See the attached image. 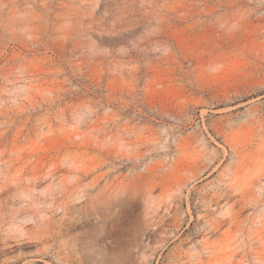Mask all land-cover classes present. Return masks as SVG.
<instances>
[{
  "label": "rangeland",
  "instance_id": "rangeland-1",
  "mask_svg": "<svg viewBox=\"0 0 264 264\" xmlns=\"http://www.w3.org/2000/svg\"><path fill=\"white\" fill-rule=\"evenodd\" d=\"M0 264H264V0H0Z\"/></svg>",
  "mask_w": 264,
  "mask_h": 264
}]
</instances>
